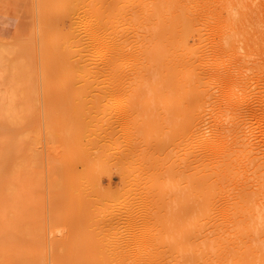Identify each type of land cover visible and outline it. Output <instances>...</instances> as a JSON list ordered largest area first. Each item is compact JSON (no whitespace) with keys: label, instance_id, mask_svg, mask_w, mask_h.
<instances>
[{"label":"rangeland","instance_id":"obj_1","mask_svg":"<svg viewBox=\"0 0 264 264\" xmlns=\"http://www.w3.org/2000/svg\"><path fill=\"white\" fill-rule=\"evenodd\" d=\"M89 1L0 0V209L27 218L0 253L264 264V0ZM89 10L106 18L94 50L71 31ZM88 72L123 87L96 89Z\"/></svg>","mask_w":264,"mask_h":264},{"label":"bare ground","instance_id":"obj_2","mask_svg":"<svg viewBox=\"0 0 264 264\" xmlns=\"http://www.w3.org/2000/svg\"><path fill=\"white\" fill-rule=\"evenodd\" d=\"M89 1V0H88ZM92 1V0H91ZM91 1H89V2H91ZM94 1V0H93ZM92 1V2H93ZM78 2V1H77ZM95 2V1H94ZM98 2V1H97ZM97 2H95V3H97ZM118 2H120V1H118ZM118 2H116V3H118ZM125 2V1H124ZM59 3H61V2H59ZM65 3H66V1H65ZM94 3V4H95ZM101 3V2H100ZM100 3H98V4H100ZM107 3V2H106ZM111 3V2H110ZM121 3H122V1H121ZM88 4V3H87ZM119 4V3H118ZM64 5H66V4H64ZM81 5V4H80ZM91 5V4H90ZM89 5V6H90ZM92 6V5H91ZM102 7H103V5H101ZM116 5L114 4V7H115ZM119 6V5H118ZM64 7V6H63ZM93 7H94V5H93ZM110 8H111V6H109ZM108 7V8H109ZM65 8H66V6H65ZM106 9H108L107 7H105ZM109 8V9H110ZM119 8H121L120 9V11L122 10V7H119ZM119 8L117 9V8H115V9H117V10H119ZM62 9H64V8H62ZM86 9H87V7H86ZM98 9V8H97ZM100 9V8H99ZM101 9H103L104 10V8H101ZM112 9V8H111ZM110 9V10H111ZM115 9H113V10H115ZM83 10V9H82ZM82 10H81V13H83L82 12ZM63 11V10H62ZM63 12H65V11H63ZM86 12V11H85ZM103 12V11H102ZM101 12V13H102ZM104 12H107V11H104ZM113 12V11H112ZM78 13V12H77ZM100 13V12H99ZM98 12H97V10L96 11H94V10H89L88 12H86V15H88L89 14V18L87 17L86 19H84V20H86L83 24H84V27L83 26H80V25H78V26H76V27H74V26H72L73 28H72V32L73 33H75L77 36H79V35H81L82 33L84 34V33H86V34H89L90 35V44L93 46L92 48H93V50L94 49H96V45H97V43H98V40L100 39V34H102L103 32H104V24H103V20L105 19L106 20V18H105V15L104 14H99ZM109 13V12H108ZM115 13V12H114ZM120 13V12H119ZM75 14V13H74ZM107 14V13H106ZM112 13H110L109 15H111ZM116 15H119V14H116ZM115 15V16H116ZM79 17V16H78ZM83 17V16H82ZM106 17H107V15H106ZM116 17H118V16H116ZM79 18H81V17H79ZM84 18V17H83ZM108 18H110L109 16L107 17V20H108ZM68 19H70L69 17L67 18V20ZM80 20V19H79ZM82 21V20H81ZM80 21V22H81ZM61 22H63V21H61ZM60 22V24H64V22L63 23H61ZM70 22V21H69ZM107 22V21H106ZM79 22H77V24H78ZM82 23V22H81ZM81 23H79V24H81ZM130 23V22H129ZM60 24H59V26H60ZM68 24V23H67ZM76 24V25H77ZM82 24V25H83ZM104 25V26H103ZM106 25H108V24H106ZM129 25V24H128ZM64 26V25H63ZM62 26V27H63ZM67 26V25H66ZM111 26V25H110ZM81 27H83V28H81ZM127 27V26H126ZM107 29V28H106ZM106 29H105V31H106ZM125 29V28H124ZM66 30V29H65ZM108 30H112V29H109L108 28ZM128 30V29H127ZM130 30V29H129ZM117 31H118V29H117ZM117 31H115V30H113V32H117ZM120 31H122V33H123V30H121L120 29ZM68 32V31H67ZM121 32H120V34H122ZM125 33V32H124ZM123 33V34H124ZM69 34V33H68ZM67 34V35H68ZM110 34H112V33H110ZM126 35V34H125ZM71 36H75V35H71ZM81 36H83V35H81ZM86 36V35H85ZM120 36H122V35H120ZM84 37V36H83ZM75 38V37H74ZM102 38V40H103V37H101ZM128 38V37H127ZM72 39H73V37H72ZM86 39H87V37H86ZM109 39V38H108ZM114 39V38H113ZM129 39V38H128ZM127 39V40H128ZM81 40V39H80ZM83 40H85V37H84V39ZM82 40V41H83ZM88 40V39H87ZM101 41V40H100ZM125 41V43H126V40H124ZM128 42H129V40H128ZM127 42V43H128ZM131 42V41H130ZM23 43V42H22ZM27 43V42H26ZM29 43V42H28ZM88 43V42H87ZM104 43V42H103ZM113 43V42H112ZM101 44V43H100ZM105 45H103V46H106V44H110L111 45V43H109V42H107V43H104ZM116 44V43H115ZM124 44V43H123ZM89 45V44H88ZM113 45V44H112ZM118 45H119V43H118ZM127 45V44H126ZM126 45H124V46H126ZM90 46V45H89ZM115 46V45H114ZM100 47V46H99ZM106 47H108V46H106ZM112 47V46H111ZM116 47V46H115ZM52 49V48H51ZM98 49H101V48H98ZM103 49H104V47H103ZM106 49V48H105ZM111 49V48H110ZM110 49H108V50H110ZM118 49V48H117ZM74 51V50H73ZM72 51V52H73ZM97 51V50H96ZM104 51V50H103ZM113 51V50H112ZM119 50H117V52H118ZM122 51V50H121ZM93 52H95V51H93ZM98 52H102V50L100 51V50H98ZM107 52V51H106ZM124 52V51H123ZM71 53V52H70ZM74 53V52H73ZM90 53H91V51H90ZM133 53V52H132ZM138 53H140V52H138ZM50 54V53H49ZM104 55H106L105 53H103ZM110 54V53H109ZM134 54V53H133ZM141 54V53H140ZM47 55V54H46ZM45 55V56H46ZM51 55V54H50ZM64 55V54H63ZM73 55H75V54H73ZM132 55V54H131ZM142 55V54H141ZM94 56V55H93ZM109 56V55H108ZM130 56V55H129ZM134 56V55H133ZM47 57V60H49V59H51L52 60V58H53V56H51L49 59H48V57H49V55H47L46 56ZM65 57V56H64ZM63 57V58H64ZM66 57H67V55H66ZM70 57V56H69ZM102 57H104V56H102ZM101 57V58H102ZM118 57H119V55H118ZM139 57V56H138ZM62 58V60L64 61V59ZM112 59L114 58V57H111ZM110 58V59H111ZM133 58V57H132ZM92 59H94V58H92ZM117 59V58H116ZM136 59V58H135ZM60 59H58V61H59ZM71 60V59H70ZM72 60H74V59H72ZM71 60V61H72ZM119 60V59H118ZM122 60H123V56H122ZM122 60H119V62L120 61H122ZM131 60V59H130ZM66 61H67V59H66ZM91 61H94V60H91ZM98 61V60H97ZM97 61H95V62H97ZM111 61V60H110ZM60 62H62V61H60ZM116 62V61H115ZM124 62V61H123ZM50 63H51V61H50ZM49 63V64H50ZM54 63H58L59 64V62H57V59H56V61H54ZM126 63V62H125ZM125 63H122V65L123 66H126V64ZM58 64L57 65H55L56 67L55 68H62L61 70H62V72H63V70H65L64 72H65V74L67 73V70L64 68L63 69V67H64V65L63 66H61V67H57L58 66ZM64 64V63H63ZM70 64V63H69ZM103 64H105V63H103ZM107 64V63H106ZM125 64V65H124ZM54 65V64H53ZM61 65V64H60ZM59 65V66H60ZM67 65V64H66ZM65 65V66H66ZM118 65V64H117ZM119 65H120V63H119ZM68 66V65H67ZM66 66V67H67ZM106 66V65H105ZM113 66V65H112ZM51 67V65L49 66V68ZM110 67V66H109ZM114 67V66H113ZM106 68V67H105ZM108 68V67H107ZM51 69V68H50ZM70 69V68H69ZM72 69V68H71ZM110 69V68H109ZM112 69V68H111ZM116 69V68H115ZM105 70L106 69H104V71L103 70H100V71H103V73L105 72ZM56 71H59L60 72V70L58 69H56ZM68 71H70V70H68ZM76 71V70H75ZM99 71V72H100ZM111 71V70H110ZM113 71V70H112ZM111 71V72H112ZM114 71H117V70H114ZM123 71V70H122ZM58 72V73H59ZM63 72V73H64ZM118 72V71H117ZM61 73V72H60ZM106 73V72H105ZM116 73V72H115ZM118 73H122V72H118ZM131 73V72H130ZM60 75H64V74H60ZM77 75V74H76ZM72 75L71 74H69V75H66L65 77L66 78H69V77H71ZM89 79H92L94 82H95V88L96 89H107V91H108V89L109 90H118V89H122V87L123 86H121V84L119 83V78L120 77H122L121 75H116V74H113V73H107V74H92V73H87V75H86ZM63 78V79H65L63 82L64 83H68L67 81H68V79H66V78ZM102 78V80H100ZM140 78V77H139ZM146 79V78H145ZM142 79L140 78V80L137 82V84H135L134 85V88H137V87H139V86H143V84L145 83V81L143 80V82L141 81ZM147 81V80H146ZM154 87V86H153ZM174 87H177V85L175 86V84H174ZM120 89V90H121ZM151 89V88H150ZM119 90V91H120ZM114 92V91H113ZM102 93V92H101ZM112 93V92H111ZM108 94V93H107ZM109 95V94H108ZM108 97V96H107ZM97 103V102H96ZM100 103V102H99ZM108 103V102H107ZM111 103V102H110ZM166 103V102H165ZM88 104V103H87ZM117 104V103H116ZM86 105V104H85ZM85 109H87V108H85ZM122 112H124V111H122ZM127 113V112H126ZM167 113V112H166ZM169 113V112H168ZM122 114V113H121ZM108 115V114H107ZM125 115V114H124ZM123 115V116H124ZM117 117V116H116ZM119 117V116H118ZM126 117H128V116H126ZM117 119V118H116ZM127 119V118H126ZM193 121H194V119H193ZM112 122V121H111ZM133 123V122H132ZM151 123H152V121H151ZM164 123V122H163ZM187 123V122H186ZM88 124V123H87ZM120 124V123H119ZM85 125V124H84ZM95 126V125H94ZM157 126V125H156ZM87 127H88V125H87ZM87 127H86V129H87ZM116 128V127H115ZM161 128V127H160ZM164 129V128H163ZM195 129V128H194ZM193 129V130H194ZM157 131V130H156ZM123 132V131H122ZM131 132V131H130ZM105 134V133H104ZM179 134H181V133H179ZM91 135V134H90ZM64 136V135H63ZM128 136V135H127ZM161 136V135H160ZM182 137V136H181ZM105 139V138H104ZM116 139V138H115ZM129 140V139H128ZM127 140V141H128ZM132 142V141H131ZM117 143V142H116ZM81 147H82V144H81ZM87 147V146H86ZM134 147V146H133ZM131 148V147H130ZM80 149H82V152L83 153H85L83 156H85V155H87L88 154V152H84V151H86L85 149V147L83 148H80ZM84 150V151H83ZM145 152V151H144ZM133 153H134V151H133ZM141 154V153H140ZM81 156V155H80ZM149 157V156H148ZM85 159V158H84ZM123 159V158H122ZM146 159V158H145ZM148 159V158H147ZM146 159V160H147ZM85 160H87V158L85 159ZM81 161H84V160H81ZM84 162H87V161H84ZM199 162V161H198ZM147 164H149V162L147 163ZM194 164V163H193ZM93 165V164H92ZM123 165V164H122ZM144 165V164H143ZM91 166V165H90ZM100 166V165H99ZM96 167V166H95ZM142 167V166H141ZM261 167V166H260ZM94 169H96V168H94ZM101 169V168H100ZM152 169V168H151ZM113 170V169H112ZM123 170V169H122ZM143 170V169H142ZM146 170V169H145ZM111 172V171H110ZM104 173V172H103ZM91 174V173H90ZM109 174V173H108ZM146 174V173H145ZM177 174V173H176ZM138 175V174H137ZM153 175V174H152ZM168 175V174H167ZM85 176H88V175H85ZM84 176V177H85ZM175 176V175H174ZM141 177H142V175H141ZM167 177V176H166ZM81 178H83V176H81ZM89 179V177H86V179ZM90 178L91 179H89L90 181L92 180L93 181V178L94 177H91L90 176ZM134 178V177H133ZM140 178V177H139ZM87 179V180H88ZM145 179V178H144ZM148 179V178H147ZM222 179V178H221ZM89 180L87 181V182H89ZM97 180L98 179H96V181H93V182H96V184H97ZM140 180V179H139ZM148 181H149V179H148ZM147 181V182H148ZM201 181V180H200ZM98 182H99V180H98ZM133 182H135V181H133ZM141 183H140V185L142 184V181H140ZM146 182V183H147ZM149 182H151V181H149ZM213 182V181H212ZM82 184H83V182H81ZM81 183H80V186H83V185H81ZM86 183V182H85ZM91 182H89V183H87V184H90ZM152 183H155V182H152ZM200 183H202V182H200ZM211 183V182H210ZM92 184V183H91ZM95 184V183H94ZM139 184V183H138ZM144 184V183H143ZM161 184V183H160ZM203 184V183H202ZM152 185V184H151ZM100 186V185H99ZM134 186V185H133ZM137 186V185H136ZM144 186V185H143ZM209 186V185H208ZM211 186V185H210ZM88 187V186H87ZM87 187H85V188H87ZM98 187V186H97ZM148 187V186H147ZM152 187V186H151ZM88 188H92V187H88ZM143 188V187H142ZM98 189V188H97ZM134 189V188H133ZM205 189V188H204ZM203 189V190H204ZM214 189V188H213ZM95 190V189H94ZM93 190V191H94ZM119 190V189H118ZM161 190V189H160ZM160 190H158L159 192H160ZM108 191V190H107ZM87 192V191H86ZM99 192V191H98ZM101 193V192H100ZM108 193H110V192H108ZM148 193V192H147ZM79 194H80V192H79ZM102 194V193H101ZM146 194V193H145ZM151 194V193H150ZM148 195V194H147ZM161 195V194H160ZM160 195H159V197H160ZM79 196V195H78ZM85 196V195H84ZM150 196V195H149ZM80 197V196H79ZM163 197V196H162ZM244 197H245V195H244ZM142 198V197H141ZM145 198V197H144ZM167 198V197H166ZM85 199V198H84ZM110 199V198H109ZM143 199V198H142ZM161 199V198H160ZM159 199V200H160ZM86 200H88V199H86ZM104 200V199H103ZM141 200V199H140ZM156 199H154V201H155ZM85 201V200H84ZM146 201V199H144V201L143 202H145ZM150 201V200H149ZM148 200H147V203L149 202ZM158 201V200H157ZM30 202V201H29ZM95 202H96V200H95ZM102 203V202H101ZM146 203V204H147ZM159 203H161V202H159ZM82 204V203H81ZM98 204V203H97ZM149 204V203H148ZM84 205V204H83ZM140 205V204H139ZM143 205V204H142ZM92 206V205H91ZM136 206V205H135ZM138 206V205H137ZM162 206V205H161ZM139 207V206H138ZM144 207V206H143ZM135 208V207H134ZM82 209V208H81ZM143 209V208H142ZM145 209V208H144ZM91 210V209H90ZM120 210V209H119ZM146 210V209H145ZM200 210H202V208H200ZM258 210V209H257ZM257 210H256V213H257ZM132 211V210H131ZM82 212H85V210L84 211H82ZM89 212V211H88ZM262 212V211H261ZM261 212H259L260 213V217H261ZM86 213H87V211H86ZM135 213V212H134ZM148 213H149V211H148ZM153 213V212H152ZM252 213V212H251ZM259 213H257L256 215H258ZM12 214V215H11ZM9 213L8 211H6L5 209H0V233H5V234H7V237L8 238H10V237H14V236H18L19 235V233H21L22 234V232H20L19 231V220H21L22 222H23V219H27V218H22L21 219V216L19 215L18 216V214H17V210H16V208H13V211H12V213ZM141 214H143V213H141ZM89 215V214H88ZM144 215V214H143ZM156 215V214H155ZM154 215V216H155ZM161 215V214H160ZM264 215V214H263ZM31 216V215H30ZM133 216H134V214H133ZM148 216H149V214H148ZM171 216V215H170ZM254 216V215H253ZM87 217H89V216H87ZM93 217V216H92ZM91 217V218H92ZM101 217V216H100ZM135 217H137V216H135ZM134 217V218H135ZM140 217H142V216H139V218ZM156 217V216H155ZM176 217V216H175ZM85 218L86 217H82V219L83 220H85ZM131 218V217H130ZM144 218V217H143ZM147 218V217H146ZM158 218V217H157ZM254 218V217H253ZM256 218V217H255ZM264 218V217H263ZM87 219V218H86ZM115 219V218H114ZM132 219V218H131ZM136 219V218H135ZM151 219V218H150ZM150 219H149V221H150ZM168 219V218H167ZM260 219H262V218H260ZM129 220V219H128ZM141 220V219H140ZM156 220V219H155ZM160 220V219H159ZM110 221V220H109ZM147 221V220H146ZM135 222V221H134ZM144 222H145V220H144ZM165 222V221H164ZM168 222V221H167ZM27 223V222H26ZM117 224V223H116ZM170 224V223H169ZM20 225H21V222H20ZM130 225V224H129ZM163 225V224H162ZM96 226V225H95ZM166 226V225H165ZM97 227V226H96ZM125 227V226H124ZM131 227V226H130ZM136 227V226H135ZM138 227V226H137ZM168 227V226H167ZM92 228V227H91ZM147 228V227H146ZM93 229V228H92ZM120 229V228H119ZM132 229V228H131ZM87 230H89V229H87ZM134 230V229H133ZM132 230V231H133ZM136 230V229H135ZM160 230V229H159ZM22 231V230H21ZM120 231H122V230H120ZM141 231V230H140ZM19 232V233H18ZM123 232V231H122ZM159 232V231H158ZM157 232V233H158ZM131 233V232H130ZM129 233V234H130ZM255 235V234H254ZM27 236V235H26ZM30 236V235H29ZM128 236V235H127ZM135 236V235H134ZM251 236V235H250ZM159 237V236H158ZM157 237V238H158ZM166 237V236H165ZM97 237H95V238H92V239H96ZM121 238H123V237H121ZM130 238V237H129ZM167 238V237H166ZM247 238V237H246ZM99 239H101V238H99ZM104 239V238H103ZM98 240V239H97ZM97 240H95L96 242H98ZM121 240V239H120ZM125 240V239H124ZM127 240V239H126ZM106 241V240H105ZM104 241V242H105ZM129 241V240H128ZM165 241V240H164ZM95 242V243H96ZM102 242V241H101ZM100 242V243H101ZM108 242V241H107ZM99 243V244H100ZM110 243V242H109ZM133 243V242H132ZM136 243V242H135ZM168 243V242H167ZM105 244V243H104ZM112 244V243H111ZM117 244H121V243H117ZM150 244V243H149ZM158 244V243H157ZM163 244V243H162ZM102 245V244H101ZM127 245V244H126ZM144 245V244H143ZM95 246V245H94ZM113 246V245H112ZM161 246V245H160ZM166 246V245H165ZM111 247V246H110ZM131 247V246H130ZM138 247V246H137ZM141 247H142V245H141ZM113 248V247H112ZM174 248V247H173ZM110 249V248H109ZM121 249H123V248H121ZM129 249V248H128ZM150 249V248H149ZM157 249V248H156ZM88 250H91V248L90 249H88ZM87 250V251H88ZM98 250V249H97ZM97 250H95V252L97 251ZM112 251H113V249H111ZM110 250V251H111ZM115 250V249H114ZM133 250H135V249H133ZM176 250V249H175ZM98 251H100V249L98 250ZM106 251V250H105ZM19 252H21V250H18V249H16V248H14L13 250H6V251H4V252H2V253H0V263H2V262H4L5 260H9V259H12V260H17V261H22V259H20V258H22V254H23V256H24V254H26V253H22L21 252V254L19 253ZM101 252H104V249L102 250L101 249ZM107 252V251H106ZM143 252V251H142ZM164 252V251H163ZM162 252V253H163ZM100 253V252H99ZM98 253V254H99ZM117 253V252H116ZM115 253V254H116ZM119 253V252H118ZM120 253L121 254H123V252H122V250L120 251ZM133 253V252H132ZM30 253H28V257L30 256L29 255ZM88 254V253H87ZM86 254V255H87ZM96 254V253H95ZM128 254V253H127ZM158 254H159V252H158ZM163 254H165V253H163ZM246 254V253H245ZM21 255V256H20ZM102 255V254H101ZM107 255H110V253H108ZM132 255V254H131ZM138 255V254H137ZM148 255V254H147ZM96 257H98L99 256V258H103V257H107V260H108V256H106V254L105 255H103V256H100V254L99 255H95ZM112 256V255H111ZM116 256H117V254H116ZM124 255H122V257H123ZM140 256V255H139ZM154 256V255H153ZM26 257H27V255H26ZM25 256H24V258H26ZM27 257V258H28ZM39 257V256H38ZM122 257H120L121 258V260H122ZM125 257V256H124ZM155 257H157V256H155ZM37 258V257H36ZM87 258H88V256H87ZM102 258L101 259H99L100 261H102ZM118 258V257H117ZM116 258V259H117ZM158 258H160V257H158ZM243 258V257H242ZM97 260H98V258H96ZM111 259V258H110ZM113 259H115V258H113ZM112 259V260H113ZM123 259H125V258H123ZM138 259H140V258H138ZM137 259V260H138ZM250 259V258H249ZM28 260H29V258H28ZM118 260V259H117ZM120 260V259H119ZM120 260V261H121ZM136 260V261H137ZM36 262L37 261H39L38 259H36L35 260ZM85 261V260H84ZM116 261V260H115ZM141 260H139V262H140ZM23 262H26L25 260H23ZM23 262H21V264L23 263ZM76 262V261H75ZM103 262V261H102ZM109 262V261H108ZM107 262V263H108ZM122 263H123V260L121 261ZM120 262V263H121ZM130 262V261H129ZM134 262V261H133ZM138 262V261H137ZM144 263H146V262H144ZM144 263H142V264H144ZM150 263V262H149ZM158 263V262H157ZM28 264V263H27ZM94 264H96V262L94 263ZM99 264V263H98ZM106 264V263H105ZM113 264V263H112ZM124 264V263H123ZM128 264V263H127ZM139 264V263H138ZM160 264V263H159Z\"/></svg>","mask_w":264,"mask_h":264}]
</instances>
